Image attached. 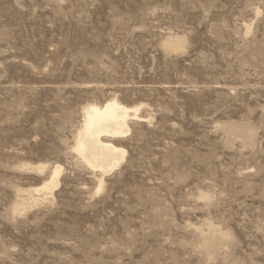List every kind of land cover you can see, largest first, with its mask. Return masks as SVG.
I'll return each instance as SVG.
<instances>
[{
  "label": "rangeland",
  "instance_id": "374dc122",
  "mask_svg": "<svg viewBox=\"0 0 264 264\" xmlns=\"http://www.w3.org/2000/svg\"><path fill=\"white\" fill-rule=\"evenodd\" d=\"M108 99L141 109L97 193ZM0 264H264V0H0Z\"/></svg>",
  "mask_w": 264,
  "mask_h": 264
},
{
  "label": "bare ground",
  "instance_id": "6f19581e",
  "mask_svg": "<svg viewBox=\"0 0 264 264\" xmlns=\"http://www.w3.org/2000/svg\"><path fill=\"white\" fill-rule=\"evenodd\" d=\"M183 44V38L180 36L169 37L163 41V45L173 51L182 49L184 47ZM140 109L141 106L128 107L123 103H119L116 99H108L103 105L92 104L83 108V121L76 132L73 150L90 170L100 173L97 193L104 190V177L122 165L126 156V151L110 144L107 137L115 138L129 133V121L132 117L134 119L139 118L138 113ZM47 169L48 166L45 164H38L35 167V171L40 173H43ZM62 171L63 168L60 165L51 167L49 177L37 188L27 191V197L24 198L23 204H26L25 201L28 200L34 204H38V202L52 198L54 189L60 184L59 179ZM203 197L205 198V196ZM212 229L211 231L216 233V230L214 228ZM205 240L208 248H211V250L216 249L218 243L212 242L211 239ZM214 240L216 241L215 237ZM221 240L223 241V239Z\"/></svg>",
  "mask_w": 264,
  "mask_h": 264
}]
</instances>
